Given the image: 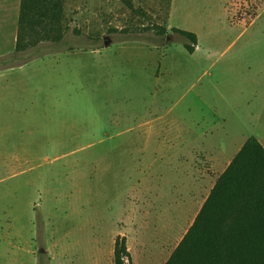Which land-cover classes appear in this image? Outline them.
<instances>
[{"label": "rangeland", "instance_id": "374dc122", "mask_svg": "<svg viewBox=\"0 0 264 264\" xmlns=\"http://www.w3.org/2000/svg\"><path fill=\"white\" fill-rule=\"evenodd\" d=\"M20 4L0 0V264H115L119 235L164 263L218 171L196 154L264 143V0H65L61 48L15 65Z\"/></svg>", "mask_w": 264, "mask_h": 264}, {"label": "trees", "instance_id": "16d2710c", "mask_svg": "<svg viewBox=\"0 0 264 264\" xmlns=\"http://www.w3.org/2000/svg\"><path fill=\"white\" fill-rule=\"evenodd\" d=\"M122 2L134 9V0ZM66 29L65 0H21L16 46L7 60L21 65L43 44L61 48ZM172 31L187 41L189 52L196 50L195 32ZM166 33L165 28L159 32ZM114 262L132 264L125 236L115 240ZM164 264H264V146L256 137L247 139L220 175Z\"/></svg>", "mask_w": 264, "mask_h": 264}, {"label": "crops", "instance_id": "0c3cea01", "mask_svg": "<svg viewBox=\"0 0 264 264\" xmlns=\"http://www.w3.org/2000/svg\"><path fill=\"white\" fill-rule=\"evenodd\" d=\"M174 5H175V0H174ZM178 14V13H177ZM176 15H175V13L174 12H172L171 13V18H170V21L171 22H173V19H174V17H175ZM174 27H176V26H174ZM176 28H178V27H176ZM180 29H184V30H188V31H190V28H180ZM192 30H194V31H192ZM191 31L192 32H195L196 34H197V36H198V45L196 46V50H198V48L200 47V41H201V37H200V33H199V31L198 30H196V29H191ZM195 50V51H196ZM194 51V52H195ZM252 136H254V135H252ZM250 137V136H249ZM248 137V138H249ZM254 137H256L262 144H263V146H264V143L262 142V140H260V138L259 137H257V136H254ZM247 138V139H248ZM247 141V140H246ZM245 141V142H246ZM245 142H243V144L240 146V148L238 149V151L233 155V156H231L230 158H219L218 157V155H215V154H212V153H209V154H206V156L203 154V153H201L200 155L199 154H196L197 155V160H196V158H195V161H202V162H205V161H207V162H214L215 163V166H216V168H217V170L218 171H216V174H215V176H214V182L212 183V186L209 188L210 190H209V192H208V195H207V197L209 196V194H210V192H211V189L214 187V185H215V183L217 182V180H218V178L220 177V175L227 169V167H228V165L231 163V161L233 160V158L236 156V154L239 152V150L242 148V146L244 145V143ZM199 156H202V160H199L198 158H199ZM203 171V170H202ZM207 177V178H206ZM207 179H209V174H204L203 173V176L201 177V180H200V184L199 183H196V189H197V191H198V193H200L201 191H202V189H201V187H204V184H203V182H205V180H207ZM208 181V180H207ZM206 181V182H207ZM205 182V183H206ZM199 189H200V191H199ZM205 189V188H204ZM199 197H200V195H199ZM199 197H198V199L196 200V203L198 204V201H199ZM207 197L205 198V200L207 199ZM205 200H204V202H205ZM204 202H203V204H204ZM203 204H202V206H203ZM193 206V208L194 207H196L195 206V204H193L192 205ZM195 209V208H194ZM201 209V208H200ZM200 211V210H199ZM199 211H198V213H199ZM197 213V214H198ZM197 216V215H196ZM196 218V217H195ZM195 218L193 219V221L195 220ZM193 223V222H192ZM172 237H175L174 235H171ZM126 239H127V237H126ZM166 240V239H165ZM127 241H129L128 239H127ZM167 242H169L170 243V241H167ZM128 245V248H129V251H130V253H131V256L133 257V255H132V252H131V248L129 247V243L127 244ZM178 245V244H177ZM177 247V246H176ZM175 247V248H176ZM174 251V250H173ZM172 251V252H173ZM172 254V253H171ZM157 255L158 254H156V253H153L152 254V259L154 258V257H156V259L158 258L157 257ZM171 256V255H170ZM169 256V257H170ZM169 257L166 259V261L169 259ZM160 260L161 259H159L157 262H156V264H159L160 263ZM165 261V262H166ZM164 262V263H165ZM147 263H150L149 261H147ZM164 263H161V264H164Z\"/></svg>", "mask_w": 264, "mask_h": 264}, {"label": "water", "instance_id": "95a60500", "mask_svg": "<svg viewBox=\"0 0 264 264\" xmlns=\"http://www.w3.org/2000/svg\"><path fill=\"white\" fill-rule=\"evenodd\" d=\"M105 46L108 47L112 43V40L109 37L104 38ZM45 250H41L40 252H44Z\"/></svg>", "mask_w": 264, "mask_h": 264}]
</instances>
